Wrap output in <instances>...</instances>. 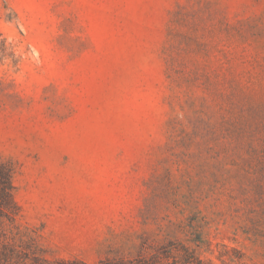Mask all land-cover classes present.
Instances as JSON below:
<instances>
[{
  "label": "rangeland",
  "instance_id": "1",
  "mask_svg": "<svg viewBox=\"0 0 264 264\" xmlns=\"http://www.w3.org/2000/svg\"><path fill=\"white\" fill-rule=\"evenodd\" d=\"M0 160L48 258L264 264V0H0Z\"/></svg>",
  "mask_w": 264,
  "mask_h": 264
},
{
  "label": "trees",
  "instance_id": "2",
  "mask_svg": "<svg viewBox=\"0 0 264 264\" xmlns=\"http://www.w3.org/2000/svg\"><path fill=\"white\" fill-rule=\"evenodd\" d=\"M11 176V167L0 160V264H199L195 248L182 245L176 249L179 252L176 257L168 244L155 247L152 253L139 251L133 258L114 254L94 263L76 258H48L34 237H24L17 231L18 209L12 198Z\"/></svg>",
  "mask_w": 264,
  "mask_h": 264
}]
</instances>
